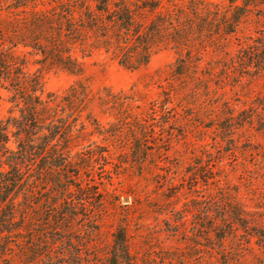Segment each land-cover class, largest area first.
<instances>
[{"label": "rangeland", "instance_id": "1", "mask_svg": "<svg viewBox=\"0 0 264 264\" xmlns=\"http://www.w3.org/2000/svg\"><path fill=\"white\" fill-rule=\"evenodd\" d=\"M174 1L184 4L189 0ZM207 1L228 5L226 0ZM5 14L0 11L1 16ZM262 41L264 5L256 4L237 33L228 38L227 53L209 52L202 58V74L215 70L221 75L226 67L231 68L230 79L204 82L200 98L191 102L194 110L171 113L160 110L163 97L159 96L160 88L171 79L176 59L170 48L159 50L146 67L133 71L99 53L86 59L84 77L94 92L111 87L115 91L134 89L144 96L134 104L130 116L146 123L149 130L136 140L128 132L112 137L110 126L117 119L95 109L93 114L109 132L108 137L91 132L90 142L83 143L67 174L72 184L69 202L76 208L73 252L77 240H83L82 264H109V252L121 227L127 231L129 264H264L262 241L252 229H264V70L251 65L249 75H244L240 66L245 58H264V52L244 53ZM37 68L35 65L33 70ZM77 80L78 76L63 70L48 69L43 72L45 96L60 94ZM7 98L1 90L4 118L11 108ZM173 105L177 103L167 104L169 108ZM228 110L235 121L243 123L231 127L234 122L226 118L218 121L217 115ZM81 122L94 124L87 118H80L78 124ZM138 145L153 149L144 165L129 156ZM50 147H58V138ZM92 149L109 150V159L87 164ZM47 156L45 150L39 182L43 226L50 219V209L55 210L53 204H60L55 194L60 169L57 159L48 166ZM236 210L245 212L247 227L234 220ZM92 220L98 221L99 233L90 241ZM11 264L23 262L17 255Z\"/></svg>", "mask_w": 264, "mask_h": 264}, {"label": "trees", "instance_id": "2", "mask_svg": "<svg viewBox=\"0 0 264 264\" xmlns=\"http://www.w3.org/2000/svg\"><path fill=\"white\" fill-rule=\"evenodd\" d=\"M226 1L227 7L207 0L184 4L174 0H0V11L6 12L0 15V91L8 94L11 105L7 118L0 113V264H11L17 255L23 264H82L83 240H77L78 248L73 252L76 208L69 202L72 184L67 174L83 143L90 142L91 132L108 137L109 132L93 113L98 108L117 119L110 126V136L115 138L128 132L136 140L149 130L146 123L130 116L135 112L134 104L143 101L144 96L134 89L115 91L111 87L94 92L84 77L86 59L99 53L133 71L146 67L159 50L170 48L176 59L171 79L160 88V110H194L191 102L200 98L204 82L216 79L225 83L231 77V68L226 67L221 75L215 70L202 74L203 56L209 52L226 54L228 38L237 33L251 7L264 5V0ZM259 44L244 53H263L264 41ZM242 61L244 75H249L251 65L264 70V58ZM35 65L39 68L34 71ZM53 68L79 80L60 94L45 96L43 72ZM173 102L177 105L169 108L167 104ZM80 118L93 120L94 124H78ZM216 118L234 122L231 127L243 123L235 121L230 110ZM57 138L58 147H50ZM45 150L46 164L57 159L60 169L55 193L60 204L53 207L49 201L55 210L50 209V219L43 226L39 182ZM120 151L127 155L126 150ZM103 153L92 149L87 164L98 158L107 161L109 150ZM152 154L153 149L138 145L129 156L144 165ZM233 218L247 227L244 211L236 210ZM91 223L89 238L93 241L99 233L98 221ZM252 229L264 247V229ZM108 262L129 264L125 228L118 229Z\"/></svg>", "mask_w": 264, "mask_h": 264}]
</instances>
